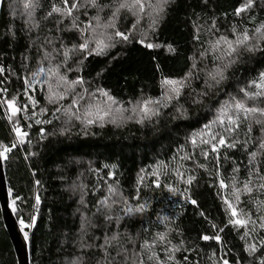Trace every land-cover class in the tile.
Listing matches in <instances>:
<instances>
[{
	"label": "trees",
	"instance_id": "obj_1",
	"mask_svg": "<svg viewBox=\"0 0 264 264\" xmlns=\"http://www.w3.org/2000/svg\"><path fill=\"white\" fill-rule=\"evenodd\" d=\"M18 1L24 8L25 0ZM9 2L10 0H4L0 23V68H3L0 73V88L5 99L16 96V105L21 109L26 106L27 110L17 113L10 122L7 119V105L0 99V143L10 145L14 141L15 134L11 131L13 123L29 133L25 139L30 140L31 144L17 143V148L8 154L3 166L8 190L12 189L10 201L17 195L22 198L16 201V211L12 210L19 228L21 218L27 224L32 215L36 216L35 224L24 230L29 236L27 242L31 264H69V261L79 255L71 241L77 237L80 214L83 212L92 216L97 201L112 195L108 192L109 185L117 190L113 199L119 200L123 196L133 205L147 203L145 213L126 218L128 231L133 236L139 233L140 241L145 238L151 240L153 233L166 231L165 225L176 230L170 232L169 238L173 244L183 240V247L187 249L175 254L180 264H223L225 259L229 264H258L257 258L264 256V249L257 245L258 251L249 255L244 251V245L245 242L256 243L264 236V232L257 226L256 233H249L252 238L241 239L245 230L228 223L230 211L224 204L225 199H232L231 186L220 188L214 158L210 155L205 159L200 154V147L193 148L189 141L213 118L218 101L227 99V93L237 94L239 87L264 71V55L257 52L251 58L245 56L243 63L227 73L228 80L219 90L213 89L203 103L193 104L196 93L203 90L207 71L213 67L211 55L200 57V52L208 47V41L214 38L207 32V27L212 18H215L218 29L215 36L223 34L231 39L234 26L237 30L243 26L252 29L264 21V0H254L253 8L240 16L235 15V9L245 0H176L156 32L148 36L147 42L159 47L145 48L136 42L139 38L137 35L131 43L119 44L107 55L88 57L80 72L69 73L70 78L74 75L82 76L84 87L89 92L104 89L120 106L128 109L136 105L137 101L160 98L167 87L162 85V80H179L195 62L198 69L203 71L199 72V79H193L179 98V105L187 109L186 118L172 119L173 116H178L175 107L179 106L173 101L169 107L161 109L159 118L153 117L142 125L130 120L117 126L108 121L110 118L97 120L87 126L73 121L72 127L64 135L60 134V128L64 126L62 115L60 120H53L52 124L35 123L36 119H53L52 106L47 105L44 99L45 85L37 82L26 89L24 83L25 78L30 80V73L40 66V53L35 47L29 48V36L34 38L39 35L42 40L44 36L57 35L54 23L57 17L47 20L43 17L52 4L59 6L60 0H39L40 7L34 13L35 19L40 23L38 33L27 32L25 8L24 18L11 17ZM89 14H92L91 11ZM131 19H122L121 28L128 27ZM194 22L200 25L199 41L193 38L196 33ZM65 23L68 21L65 20ZM146 25L147 20L138 26L137 32ZM49 29H52L51 33ZM59 35L64 37L69 46L75 40V36L69 33ZM69 36H72L71 40ZM169 45L174 51H169ZM25 56L29 59L25 60ZM190 57L194 59L190 60ZM77 58L69 63L74 66ZM60 59L58 56L54 62ZM43 66L46 68L47 62ZM77 91L80 89L77 88ZM96 95L98 99H103L99 97V93ZM29 96L39 101L35 108L29 102ZM67 102L66 100L65 103ZM41 107H47L43 115L40 113ZM29 124L32 125L30 128ZM41 128L45 129L43 138L40 135ZM261 135L264 133H261L260 127L254 126L253 138L258 139ZM197 144L199 145L198 136ZM187 154H191L190 159H180ZM160 161L170 164V169L167 176H159L160 187H156L152 181L157 177L152 172ZM233 161L236 162L235 165ZM177 164L184 165L180 178L172 175ZM198 164L204 167H197ZM234 166H239L240 171L235 175L239 182H243L248 166L247 153L243 149L221 148L220 178L226 184H229ZM109 173L112 175L109 176ZM188 175L195 177L191 184L184 183ZM165 185L177 189L176 193L169 192ZM37 196L39 204H36ZM137 196L138 199H133ZM253 199L264 197L254 193ZM190 200H195L196 204H192ZM241 201L237 208L249 212L253 219H257L260 213L249 197L242 195ZM116 207L119 210L122 205ZM161 217L168 219L161 220ZM94 219L98 224L103 222L100 216ZM213 224L216 228L212 227ZM145 227L148 228L147 234L142 231ZM252 227L253 225H248L249 229ZM123 230L124 227L121 228ZM20 231L24 236L21 228ZM217 233L221 236L220 243L201 239L202 235L212 236ZM96 234L102 235L101 232ZM159 254L164 255L163 251H159ZM185 256L188 257L187 262L184 261ZM0 264H18L3 222L1 207Z\"/></svg>",
	"mask_w": 264,
	"mask_h": 264
},
{
	"label": "snow or ice",
	"instance_id": "obj_2",
	"mask_svg": "<svg viewBox=\"0 0 264 264\" xmlns=\"http://www.w3.org/2000/svg\"><path fill=\"white\" fill-rule=\"evenodd\" d=\"M175 2L176 0H60L59 6L52 4L51 9L43 19L57 17L54 21L57 35H47L42 40L39 35L34 38L29 36V48L35 47L40 53V66L30 73V80L25 78L24 83L26 89L31 88L37 82L46 86V92L43 93L44 99L47 105L52 106L53 117V119L43 121L36 119L35 123L37 125L41 123L52 124L53 120H60L62 115L64 126L60 128V134L64 135L72 127L73 121L87 126L109 116L111 117L110 122L117 126H120L119 122L130 120L142 125L146 120L151 121L153 117L159 118L161 109L169 107L173 101L179 105V98L183 94V90L191 85L193 79H199V72L203 71V69H198L195 62L191 64L184 77L179 80L167 78L162 80V85L167 87L160 98L137 101L130 110L120 106V103L104 89L89 92L84 87L85 81L82 76L74 75L71 78L69 76V73L80 72L88 57L107 55L117 45L131 43L137 35L139 38L136 39V42L145 48L159 47V45L147 42L148 36L156 32L159 25L164 21L168 9ZM253 5L254 0H245L235 9V15L240 16L241 13L253 8ZM39 7V0H25L24 8L27 10L25 27L28 33L33 31L38 33L40 30V23L34 17V13ZM90 11L91 15L89 14ZM128 17L132 18L131 23L122 29L120 21L122 19L127 20ZM65 20L68 23H65ZM145 20H147L146 27L138 33V26ZM193 27L196 29L193 38L199 41L200 25L194 22ZM48 31L51 33L52 29ZM216 31L218 29L215 18H212L211 24L207 27V32L212 34L214 38L208 41V47L200 52V57L206 58L211 55L213 67L207 71L203 90L196 93V97L192 101L193 104L203 103L213 89L219 90L220 86L228 80L227 73L235 66L243 63L245 56L251 58L257 52L264 55V21L252 29L243 26L237 30L234 26L232 29L233 38L231 39L223 34L215 36ZM59 33H69L75 36L71 46L65 43L64 37ZM69 39L71 40L72 36H69ZM57 42H59L58 47ZM168 49L174 51L171 45L168 46ZM58 56L61 59L54 62ZM76 57L78 58L74 60L73 66L69 62ZM24 59L28 60L29 57L25 56ZM189 59L194 58L190 57ZM44 62H47L46 68L43 66ZM2 72L3 68H0V73ZM77 88L80 91H77ZM3 91H7V89H3ZM96 93H99V97L103 99H98ZM226 95L227 99L218 101L213 118L204 124L203 128L194 134L189 142L193 148L200 147V154L205 159H208L210 155L214 158L216 177L219 180L220 188L224 189L229 185L231 186L230 196L232 199L224 200V204L230 211L228 223L245 230L241 236V239L244 240L252 238L249 233H256L257 226L264 232V199H253L254 193H259L261 197H264V135L258 139L252 136L254 126H259L261 133H264V71H260L257 78L239 87L237 94L227 93ZM16 99L17 97L13 96L11 99L4 100L8 111L7 119L10 122L17 113L27 110L26 106L24 109L18 107L15 103ZM66 100L67 103H65ZM29 102L33 108L39 103L31 96H29ZM46 111L47 107L40 108L41 115ZM125 112L130 114L125 116ZM175 112L178 116H173L172 119L186 118L187 109L182 105L176 106ZM31 126V124L28 125L29 128ZM11 131L15 134L14 141L10 145L0 143V161L8 159V154L17 148V143L24 144L27 142L29 145L31 144L30 140L26 141L25 139L29 133L23 131L16 123H13ZM241 133H243V139H241ZM44 134L45 129L41 128L40 135L42 138ZM197 136L199 137V145L197 144ZM221 148L243 149L247 153L248 166L243 182H239L235 175L240 171L239 166L233 167V175L230 177L229 184L220 178ZM33 154L29 153V155ZM190 158L191 154L180 157L181 160ZM225 159L228 157L225 156ZM233 164L235 165L236 162L233 161ZM183 167V164H177L172 175L180 178L183 175L181 171ZM197 167L204 166L198 164ZM169 169L170 164H165L163 161L158 162L157 167L152 172V175L157 177L152 181L156 187H160L159 176H167ZM111 175L112 173H109V176ZM194 179L193 175H188L184 183L191 184ZM35 183L39 184V181ZM238 184L239 186H237ZM165 187L173 194L177 191L170 185H165ZM8 192L11 195L12 189L9 188ZM108 192L112 195L97 201L92 216H87L81 212L77 237L71 241L73 246L77 248L79 255L69 261V264H180L175 254L187 251V249L183 247L185 243L183 240H180L178 244H173L169 238L170 232L176 230L165 225L166 231L153 233L151 240L145 238L140 241L139 233L133 236L126 225L128 219L137 214L145 213L147 203L133 205L123 196H120L119 200L113 199L112 197L117 194V190L112 185L108 186ZM242 195H247L250 202L257 208L260 213L257 219H253L249 212L237 208V205L242 203ZM21 199L17 195L9 202V207L14 212L16 211V201ZM133 199H138V196L133 197ZM39 202V196H37L36 204ZM81 202L83 203V197ZM190 202L196 204L195 200H190ZM117 205H122V207L117 210ZM84 206L87 207L86 204ZM96 216L102 217L103 222L96 223L94 219ZM160 219L167 220L168 218L161 217ZM257 220L259 221L258 225ZM35 222V215L31 216V220L27 224L21 218L19 220L20 228L24 231L26 228H31ZM249 224L253 225L251 229L248 228ZM122 227H124L123 231H121ZM212 227L216 228V225L213 224ZM142 231L147 234L148 228L145 227ZM220 231L222 232L223 229ZM97 232H101L102 235H97ZM177 234L179 235L178 232ZM28 238V232L24 231V239L27 241ZM201 239L221 242L219 233L212 236L202 235ZM257 245L264 249V236H261L256 243L245 242L244 251L249 255L256 253L258 251ZM158 250L163 251L164 255L161 256ZM257 259L258 264H264V256ZM184 261H188L187 256L184 257ZM223 264H229L228 260H223Z\"/></svg>",
	"mask_w": 264,
	"mask_h": 264
},
{
	"label": "water",
	"instance_id": "obj_3",
	"mask_svg": "<svg viewBox=\"0 0 264 264\" xmlns=\"http://www.w3.org/2000/svg\"><path fill=\"white\" fill-rule=\"evenodd\" d=\"M3 5L4 0H0V23ZM9 202L10 199L3 161H0V207L3 222L12 242L18 264H31L29 244L23 239L18 222L13 214L12 209L9 207Z\"/></svg>",
	"mask_w": 264,
	"mask_h": 264
},
{
	"label": "rangeland",
	"instance_id": "obj_4",
	"mask_svg": "<svg viewBox=\"0 0 264 264\" xmlns=\"http://www.w3.org/2000/svg\"><path fill=\"white\" fill-rule=\"evenodd\" d=\"M18 2H19L18 0H15V1L14 0H10L9 4H10L11 7L9 9H10L11 17H14V18H17V19H22V18L25 17V12H24L23 6L20 3H18ZM132 107L133 106L129 107L128 109L130 110ZM126 114L129 115L130 113L129 112H125L124 115L127 116ZM107 118H110L111 119V117L106 116V117H104L103 120H105ZM110 119L108 121H110ZM124 122L125 121L119 122V123H124ZM23 239H24V236H23Z\"/></svg>",
	"mask_w": 264,
	"mask_h": 264
},
{
	"label": "built area",
	"instance_id": "obj_5",
	"mask_svg": "<svg viewBox=\"0 0 264 264\" xmlns=\"http://www.w3.org/2000/svg\"><path fill=\"white\" fill-rule=\"evenodd\" d=\"M0 95H1V100H5V94L2 92L1 88H0Z\"/></svg>",
	"mask_w": 264,
	"mask_h": 264
}]
</instances>
